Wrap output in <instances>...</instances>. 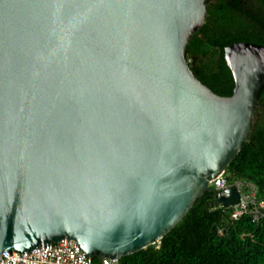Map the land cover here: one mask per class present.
Wrapping results in <instances>:
<instances>
[{
    "label": "water",
    "instance_id": "water-1",
    "mask_svg": "<svg viewBox=\"0 0 264 264\" xmlns=\"http://www.w3.org/2000/svg\"><path fill=\"white\" fill-rule=\"evenodd\" d=\"M209 0H0V259L71 241L119 261L214 192L247 140L264 49L223 48L219 97L184 59Z\"/></svg>",
    "mask_w": 264,
    "mask_h": 264
},
{
    "label": "trees",
    "instance_id": "trees-1",
    "mask_svg": "<svg viewBox=\"0 0 264 264\" xmlns=\"http://www.w3.org/2000/svg\"><path fill=\"white\" fill-rule=\"evenodd\" d=\"M253 2V4L251 3ZM205 6L204 24L193 33L184 59L193 77L219 97L233 82L223 48L249 43L264 49V0H218ZM228 180H245L264 198V87L257 97L247 140L224 171ZM210 194L197 199L158 244L121 258L118 264H264V218L229 221V209L209 207ZM223 229L221 236L217 229ZM91 264H97L92 261Z\"/></svg>",
    "mask_w": 264,
    "mask_h": 264
},
{
    "label": "built area",
    "instance_id": "built-area-1",
    "mask_svg": "<svg viewBox=\"0 0 264 264\" xmlns=\"http://www.w3.org/2000/svg\"><path fill=\"white\" fill-rule=\"evenodd\" d=\"M214 192L233 189L237 194V204L229 208V221H236L247 216L252 224H258L264 218V198H258L256 187L245 180H228L224 172L208 182ZM214 209H220L218 206ZM223 229H217L216 235L221 236ZM83 252L74 247L71 241H60L57 244L38 247L20 255L3 254L0 264H91ZM118 261L103 259L97 264H118Z\"/></svg>",
    "mask_w": 264,
    "mask_h": 264
},
{
    "label": "rangeland",
    "instance_id": "rangeland-1",
    "mask_svg": "<svg viewBox=\"0 0 264 264\" xmlns=\"http://www.w3.org/2000/svg\"><path fill=\"white\" fill-rule=\"evenodd\" d=\"M218 0H211V4H215ZM251 3L253 4V2L251 1Z\"/></svg>",
    "mask_w": 264,
    "mask_h": 264
}]
</instances>
